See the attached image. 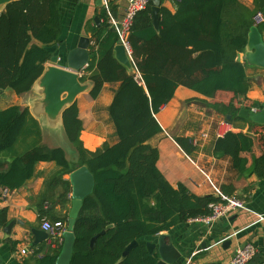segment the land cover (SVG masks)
<instances>
[{
    "label": "trees",
    "instance_id": "1",
    "mask_svg": "<svg viewBox=\"0 0 264 264\" xmlns=\"http://www.w3.org/2000/svg\"><path fill=\"white\" fill-rule=\"evenodd\" d=\"M172 1L175 11L162 0L158 27L152 0L135 16L128 38L134 65L142 76L139 81L114 54L118 35L106 8L99 14L104 21L93 30L92 58L80 80H92L93 98L105 83H118L108 107L115 143L105 142L95 151L84 147L83 121L75 101L62 115L67 139L78 157L70 162L63 147L42 143L40 124L28 107L14 104L0 110V187L20 188L34 176L37 163L53 161L60 168L55 180L64 187L61 197L68 201L71 182L63 179V174L86 165L94 175L93 192L84 198L75 220L70 264H156L159 257L150 253L145 238L211 214L210 204L220 200L212 194L192 193L183 183L172 185L157 166L160 152L149 140L162 131L156 114L173 98L178 86L206 97H214L218 91L231 92L230 99H223L227 101H204L230 115L231 121H251L239 111L252 105L236 104L238 97L246 99L250 89L245 65L237 55L246 48L254 9L240 0ZM110 9L117 15L114 4ZM259 28L263 31L264 23ZM62 29L60 0L9 2L0 12V90L30 91L53 55L47 47L62 41ZM176 141L188 155L199 150L188 136ZM253 145L251 134L228 131L212 142L211 149L230 157L240 175L264 179V153L253 155L250 165L243 155L251 152ZM38 212L45 216L43 204ZM7 223V209L2 208L0 228ZM102 230L105 232L92 246V238ZM34 248L36 253L44 252L37 264H56L62 249L52 250L45 244ZM250 264H264V255L258 252Z\"/></svg>",
    "mask_w": 264,
    "mask_h": 264
},
{
    "label": "crops",
    "instance_id": "2",
    "mask_svg": "<svg viewBox=\"0 0 264 264\" xmlns=\"http://www.w3.org/2000/svg\"><path fill=\"white\" fill-rule=\"evenodd\" d=\"M240 1L254 9L255 13L260 9L264 12V6H260L259 0ZM109 4L116 6L117 15H113L121 18L127 0H109ZM164 5L172 11L176 9L172 0H165ZM104 8H106L104 0H60L62 41L57 44L54 53L60 59L55 64L49 60L45 64V72L53 65L65 66L68 51L77 46L82 36L90 39L91 60V45L95 42L93 30L104 21V18L99 16ZM4 9L5 6L0 8V12ZM96 17L99 18V22ZM261 32L264 37V30ZM114 54L124 61L129 73L137 72L132 54L127 51L120 54L115 48ZM237 60L245 65L250 89L246 99L240 96L236 104L252 105L249 110L253 113L255 103L264 102V68L248 63L245 59V49L238 53ZM86 67L87 65L79 72L80 76ZM81 84L82 89L65 105L77 102L79 115L83 121L81 139L85 148L95 151L105 142L113 144L117 141L108 107L118 83H105L96 98L90 95L92 80L86 79L81 81ZM46 86L45 78L41 77L30 91L22 94L8 88L0 90V110L14 104L28 107L40 124L42 143L49 147L61 146L66 154L68 150L73 153V145L68 141L64 130L62 109L51 105L46 94ZM231 96H233L231 92L218 91L214 97H206L180 85L173 98L156 114L162 131L151 138L149 143L159 149L157 166L167 180L174 186L183 183L197 195L216 196L217 187L227 195L240 198L247 207L231 212L214 221L211 226L189 220L170 230L145 238L147 242H157L160 235H166V241L173 243L181 252L176 264H231L237 249L247 243L255 244L258 252L264 255V219L259 218V214H264V179L256 175H240L233 169L230 157L214 154L211 149L212 142L217 137L224 136L228 131H243L251 134L254 139L252 151L243 154L249 159L248 165L251 164L253 155L260 156L264 153V123L251 122L250 118L251 121L248 122L231 121L229 115L215 110L204 101H227L223 99H230ZM66 97L67 92H63L61 100ZM223 121H227L229 125H224ZM202 132L208 134L207 138L201 136ZM179 136H188L194 145L199 146V150L193 155H188L176 141ZM73 156L67 157L70 162L78 160L75 153ZM59 176L60 168L55 162L40 161L36 165L34 176L22 187L11 189L10 196L3 197L0 187V209H7V225L11 221L14 222L10 233L5 231L7 225L0 228L1 264H37V259L44 255V252L36 253L34 246L47 245L46 239L35 243L38 238L33 232L34 228L41 229L43 217L38 212L41 204L45 207L46 218L63 219L68 222L72 206V186L68 195L69 200L65 201L66 197H61L64 187L55 180V177ZM62 177L70 180V173L63 174ZM227 240L229 241L226 242ZM24 247L33 249L34 253L22 255L21 250ZM155 253L157 254V248Z\"/></svg>",
    "mask_w": 264,
    "mask_h": 264
},
{
    "label": "water",
    "instance_id": "3",
    "mask_svg": "<svg viewBox=\"0 0 264 264\" xmlns=\"http://www.w3.org/2000/svg\"><path fill=\"white\" fill-rule=\"evenodd\" d=\"M11 1L14 0H0V8H2L3 6L6 7V5ZM259 1L260 6H264V0ZM161 3L162 0H152L151 10L154 24L156 27H158V14ZM96 20L97 22H99L98 17H96ZM89 45V37H80L77 46L68 51L66 61L64 62L65 66H50L49 69L46 72L44 70V73L41 75L42 78H45V82L47 84L46 94L49 101L51 102V105L53 107L62 109V115L63 111L73 103L72 102L66 106L65 104H67V101L71 99L76 92L82 89V84L80 80L81 76L79 72L86 65H88V62L90 61ZM57 47V44L47 47V49L53 53L50 60L54 64L58 63L60 59L57 54H54ZM115 50H117L120 54L126 51L120 41L117 42ZM116 57L122 63L124 62L118 56ZM245 59L250 64L264 68V37L259 26L257 25H253L249 31L248 42L245 48ZM63 92H67V97L61 100V94ZM255 106L259 109V111L250 113L249 109L242 108L240 109L239 114L249 117L254 122L264 123V102H257L255 103ZM69 178L72 186V206L69 211L68 230L64 234V243L62 245L61 252L57 258L56 264H70V259L72 257L75 241V220L79 215L84 198L88 194L93 192L95 182L93 173L86 165L80 166L74 171H72L70 173ZM13 225L14 222L11 221L5 227V231H8L10 233ZM33 232L38 238L35 243H40L48 237V233L42 229L34 228ZM104 232L105 230H102L100 233H98L92 238V246L95 244L97 236L103 234ZM228 241L229 240H227L226 242ZM136 243L137 241L135 240L131 244H129L125 249L124 254H127ZM147 246L150 253H155V250L157 248L159 260L156 264H176V262L181 257V252L177 249V247L173 243H169L166 241V235H160L157 242L148 241Z\"/></svg>",
    "mask_w": 264,
    "mask_h": 264
},
{
    "label": "built area",
    "instance_id": "4",
    "mask_svg": "<svg viewBox=\"0 0 264 264\" xmlns=\"http://www.w3.org/2000/svg\"><path fill=\"white\" fill-rule=\"evenodd\" d=\"M178 1V0H177ZM150 3V0H127V6L125 8L124 14L121 18H117L113 15L109 0H104V4L109 15V23L116 30L118 35V41L124 46V49L131 54V45L129 42V34L134 23L135 16L140 11L146 9ZM254 24L260 25L264 23V12L263 10H258L254 17ZM137 70V68H136ZM135 78L139 81L142 80L141 73L137 70L135 73ZM257 108L253 107L252 112H256ZM224 125H229L227 121L222 122ZM201 136L203 138H207L208 134L202 132ZM217 195L220 197L219 201L212 202L210 204L211 214L197 217L191 219V221L202 222L206 226H211V224L223 218L224 216L229 215L231 212L246 209L245 202L240 198L227 195L222 192L219 188L216 187ZM11 189L8 187H2V196L8 197L10 196ZM259 218L261 220L264 219V214H259ZM41 229L48 233V237L46 238L47 246L52 250H57L62 247L64 243V234L68 230V222L64 220H50L45 216L42 219ZM258 248L253 243H247L244 246L237 249L235 254L231 259V264H250L251 260L257 254ZM34 253L33 249L29 247H24L21 250L22 255Z\"/></svg>",
    "mask_w": 264,
    "mask_h": 264
},
{
    "label": "rangeland",
    "instance_id": "5",
    "mask_svg": "<svg viewBox=\"0 0 264 264\" xmlns=\"http://www.w3.org/2000/svg\"><path fill=\"white\" fill-rule=\"evenodd\" d=\"M200 128H201V127H200ZM197 130H200V129H197ZM74 153H75V152L71 153V151L68 150L67 157H74V156H73ZM75 157H77V156H76V153H75Z\"/></svg>",
    "mask_w": 264,
    "mask_h": 264
}]
</instances>
